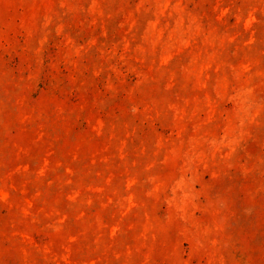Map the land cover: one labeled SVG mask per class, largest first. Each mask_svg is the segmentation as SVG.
<instances>
[{
	"label": "rangeland",
	"instance_id": "374dc122",
	"mask_svg": "<svg viewBox=\"0 0 264 264\" xmlns=\"http://www.w3.org/2000/svg\"><path fill=\"white\" fill-rule=\"evenodd\" d=\"M0 264H264V0H0Z\"/></svg>",
	"mask_w": 264,
	"mask_h": 264
}]
</instances>
